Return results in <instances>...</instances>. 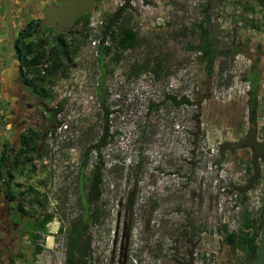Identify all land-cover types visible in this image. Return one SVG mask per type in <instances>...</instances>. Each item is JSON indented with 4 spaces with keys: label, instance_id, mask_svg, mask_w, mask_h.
<instances>
[{
    "label": "rangeland",
    "instance_id": "374dc122",
    "mask_svg": "<svg viewBox=\"0 0 264 264\" xmlns=\"http://www.w3.org/2000/svg\"><path fill=\"white\" fill-rule=\"evenodd\" d=\"M116 1L101 0L92 17L100 14L105 22L118 8ZM144 1L143 8L129 11V23L141 38L165 40L173 53L170 73L159 78L150 71L132 74L136 61L144 59L143 47L122 53L119 63L107 56L104 64L112 73L102 80V70L89 52V28L80 67L59 87L74 84L87 89L71 90L69 97L73 102L67 119L70 127L62 136L74 145L69 149L60 146L50 157L53 173L48 192L55 219L43 238L42 253L35 257L34 247L28 246L24 261L18 264L65 263V239L58 229L79 214L75 184L87 145L101 134L104 107L113 112L112 137L103 150L105 195L101 204L107 219L92 228L97 263L177 264L171 255L183 258V252L191 264H239L245 258L243 252H233L225 244L224 228L238 232L245 212L257 213L264 201V180L246 201L232 197L227 193L229 185L245 184L250 155L246 151L227 154L219 164L218 148L245 135L246 79L255 61L260 75L259 126H263L264 30L245 27L244 21L234 19L232 14L242 12L234 0L215 3L212 23L219 44L230 42L236 29V39L249 48L233 61L217 60L208 75L198 54L189 49L190 42L196 44L193 36L184 31L201 20V7L208 0ZM247 16L264 24L262 7ZM169 97L188 98L194 105L178 107ZM136 184L139 199L129 212L123 207L125 196ZM192 229L196 249L189 256V249L178 245L173 235ZM174 244L178 249L171 252Z\"/></svg>",
    "mask_w": 264,
    "mask_h": 264
},
{
    "label": "trees",
    "instance_id": "16d2710c",
    "mask_svg": "<svg viewBox=\"0 0 264 264\" xmlns=\"http://www.w3.org/2000/svg\"><path fill=\"white\" fill-rule=\"evenodd\" d=\"M100 1L101 0H99V2ZM222 1L223 0H208L201 7V20L194 23L192 28L184 29L187 34L189 33L193 36L196 43L194 44V42H190L189 49L198 54V61L205 64V69L208 75H211L217 60L227 59L233 61L239 55H245L246 50L249 48L248 43L236 39V29L230 42L227 44L224 43L222 46L219 44L218 35H216L214 31L212 17L215 3L219 4ZM233 4L234 6L238 5L242 7L240 16H236V13L232 14L234 19L244 21L245 27L264 30V24H256L254 19L247 16L250 13H253L257 6L264 9V0H234ZM130 9V0H126L123 6L118 7L106 17L103 27V35L111 36V45L101 48L99 56L96 59L98 66L102 70V80H105L107 76L112 73L104 64L107 56L111 58L112 62L119 63L122 60V53L140 50L143 47L146 48L144 59L142 61H136L132 69V74L138 75L141 72L150 71L159 78L162 74L166 73L168 75L170 73V64L173 56V53L169 52L170 48L166 47L164 44L165 40L159 42V38L157 37L156 39L141 38L139 31L129 23L128 15L129 11H131ZM91 16V12H88L77 22L76 26L80 24H82V26L74 33L71 42V51H68V46H64V42H62L63 44L61 47H56V51L51 60V65L47 64V68H45L48 72L46 78L50 85L55 84V81L59 79L60 65H57L55 69L52 68L53 63L55 62L56 64V57H59L60 52H63L65 55L69 53L71 55L70 61L73 63L75 58H77L83 51L88 37L87 34L89 31ZM34 62L39 63L38 61ZM251 69L252 70L246 79L249 90L247 101L248 120L245 135L236 142H226L218 148V155L220 158L218 161L219 164L222 163L227 154L235 155L239 151H246L248 155H250L246 167L247 180L245 184L234 185L231 183L229 185L230 188L228 190L226 189L228 194L232 195V197H237L241 201H246L249 193L255 190L262 180H264V122L263 126L260 128V75L258 61L254 62ZM52 70L55 71L54 76L52 74L54 71ZM44 85L42 86L44 87ZM98 95L101 98V90H98ZM55 96L57 97L56 92H54L52 98ZM169 99L178 107L194 105L188 98L177 99L176 97H169ZM101 103L104 106L105 100L101 99ZM65 105L64 102L59 103V112L65 108ZM112 114L113 112H111L109 108L104 107V121L101 134H99L98 139L95 142L87 145L83 155V160L80 166V176L77 177V183L75 184L78 191L77 204L79 207V214L76 217L69 218L70 220L67 219V227L64 222L58 229V234L64 236L65 239L64 264H98L94 257L92 228L101 226L104 223V220L107 219V214L104 209L105 207L101 204L105 195L103 184L105 176L103 150L108 146L112 137L109 125L111 121L110 115ZM57 140H59L58 137H56V142ZM59 143H61L60 146L62 148L68 149L74 145L72 139L64 140ZM49 153V149H47L45 153L41 152L40 158H49ZM94 158L96 159L95 162ZM138 167L140 168L139 165ZM139 192L138 184L127 192L123 205L127 211L132 212L136 207L139 199ZM54 219L55 214L48 213L47 217L38 224V227L36 226L35 230L40 231V234L37 235L36 233H33L32 237V242L37 246H35L33 252L35 257L42 253L43 238L48 234L47 226L48 224L53 223ZM193 229L196 230V227L193 226ZM193 229L190 232L187 230L184 233H179L177 236H175V233L173 235L175 237L174 241L178 245L181 244L184 248H191L193 241H196V235ZM224 229L225 244H227L233 252L241 251L245 255L243 262L239 264H251L257 257L261 242V234L264 230V201L255 215L249 211L245 212L242 226L238 232L229 233L226 226ZM190 242L192 244H190ZM176 249H178V246L174 244L171 247V252H176ZM173 254L174 255L171 256L177 264L189 263V258H187L186 253L183 252V258H179L177 253Z\"/></svg>",
    "mask_w": 264,
    "mask_h": 264
},
{
    "label": "flooded vegetation",
    "instance_id": "af4514ba",
    "mask_svg": "<svg viewBox=\"0 0 264 264\" xmlns=\"http://www.w3.org/2000/svg\"><path fill=\"white\" fill-rule=\"evenodd\" d=\"M65 1L0 0V146L4 139L0 155V264L23 262L25 249L32 245L35 250L33 233L40 234L36 226L53 213L48 192L53 173L50 157L56 130L69 118V100L61 97L64 90L59 87L80 67L84 55L81 52L72 63L69 53L60 52L52 68L60 65L59 79L53 85L45 68L62 42L71 51L74 33L82 26L76 24L88 13L65 31L57 33L60 21L56 19L42 27L48 14ZM99 3L95 0L89 11L92 15ZM54 92L56 98H52ZM63 102L65 108L59 112L58 105ZM47 149L49 158H40ZM188 249L190 256L196 241L192 250Z\"/></svg>",
    "mask_w": 264,
    "mask_h": 264
},
{
    "label": "built area",
    "instance_id": "2783aa9c",
    "mask_svg": "<svg viewBox=\"0 0 264 264\" xmlns=\"http://www.w3.org/2000/svg\"><path fill=\"white\" fill-rule=\"evenodd\" d=\"M126 0H118L115 2L116 5H118V7L123 6V4L125 3ZM145 1L144 0H130V5H131V11L132 10H139L141 9V7L143 8ZM104 20L103 18L100 16V14H98L97 16H93L90 19L89 22V28L92 31V36L89 40L88 46H89V52L91 54V56L96 60L99 56V52L101 50V48L106 47L111 45V36H104L103 35V27H104ZM76 83V82H75ZM84 85H80L77 88L75 87L74 84L71 85V87L69 86H65L62 90L63 93H61V97L63 98H68L69 100V106L71 104H73V102H70V95H71V90H84L87 88H83ZM97 86H99V83L97 84ZM70 119V116H69ZM70 127V122L66 121L65 123H63L62 125H60V127L58 128L56 134L59 140H57V142L55 143L56 146H52V150L53 152H56L59 148H60V141L63 142V137L62 134L66 133L67 130Z\"/></svg>",
    "mask_w": 264,
    "mask_h": 264
},
{
    "label": "water",
    "instance_id": "95a60500",
    "mask_svg": "<svg viewBox=\"0 0 264 264\" xmlns=\"http://www.w3.org/2000/svg\"><path fill=\"white\" fill-rule=\"evenodd\" d=\"M95 0H66L60 7L48 14L42 27L48 23L60 21L57 33L65 31L72 23H74L83 14L89 12L94 7ZM56 19V20H55ZM4 146V139L0 146V155ZM251 264H264V230L261 234V242L257 257Z\"/></svg>",
    "mask_w": 264,
    "mask_h": 264
},
{
    "label": "bare ground",
    "instance_id": "6f19581e",
    "mask_svg": "<svg viewBox=\"0 0 264 264\" xmlns=\"http://www.w3.org/2000/svg\"><path fill=\"white\" fill-rule=\"evenodd\" d=\"M53 146H56V144H53Z\"/></svg>",
    "mask_w": 264,
    "mask_h": 264
}]
</instances>
